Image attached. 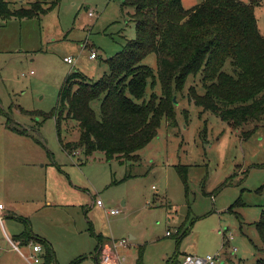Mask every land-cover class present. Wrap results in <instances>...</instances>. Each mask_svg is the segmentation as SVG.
<instances>
[{"label":"rangeland","instance_id":"rangeland-1","mask_svg":"<svg viewBox=\"0 0 264 264\" xmlns=\"http://www.w3.org/2000/svg\"><path fill=\"white\" fill-rule=\"evenodd\" d=\"M6 1L13 9L33 0ZM241 1H254L264 34V0ZM132 12L122 0H60L44 14L0 19V264H26L8 241L17 245L25 218L51 244V264H102L115 253L135 264L139 247L142 264H170L185 253L221 251L230 264L262 256L254 223L264 207V119L236 127L188 100L191 86L203 93L200 73L172 96L175 123L163 118L157 136L129 158L62 147L80 131L73 121L56 123L61 86L73 71L91 80L107 72V58L135 37ZM143 62L157 69L155 54ZM93 233L105 236L97 261Z\"/></svg>","mask_w":264,"mask_h":264},{"label":"trees","instance_id":"trees-1","mask_svg":"<svg viewBox=\"0 0 264 264\" xmlns=\"http://www.w3.org/2000/svg\"><path fill=\"white\" fill-rule=\"evenodd\" d=\"M59 1L33 0L12 9L0 0V19L44 14ZM122 6L133 8L135 37L107 58L108 70L97 80L73 71L61 86L56 123L73 121L80 131L77 142L62 144L64 150L101 151L108 161L129 158L157 136L163 118L175 123L172 96L197 73L203 93L194 86L187 92L195 105L236 127L264 119V34L254 1L202 0L186 9L182 0H122ZM151 53L156 70L143 62ZM157 84L160 94L154 89ZM23 221L24 231L12 240L17 245L40 243L45 249L42 264H51V244L32 233L26 218ZM254 225L262 252L255 264H264V207ZM93 236L97 251L103 236ZM138 250L136 264H142L143 249Z\"/></svg>","mask_w":264,"mask_h":264},{"label":"built area","instance_id":"built-area-1","mask_svg":"<svg viewBox=\"0 0 264 264\" xmlns=\"http://www.w3.org/2000/svg\"><path fill=\"white\" fill-rule=\"evenodd\" d=\"M92 13L89 12V15ZM89 58L94 59L96 58V52L94 50H91L89 53ZM67 63H72L73 59L71 57H64L63 59ZM73 152H78L74 150ZM97 205L102 206L103 203L100 200H96L95 202ZM3 208V205L0 203V209ZM119 211L117 209H110L109 213L110 214H116ZM0 220H1V214H0ZM166 235H171V232L167 231ZM8 241L13 246V249L18 251L23 258L26 261V264H42L43 262V249L42 246L39 243L30 241L27 244V247L29 249V252L27 254H24L23 252L20 251L19 247L15 245L10 238H8ZM115 245H125V239L120 240L117 244ZM236 251V248L231 249L230 253L232 254L233 252ZM226 254L225 252L218 251L215 254H206L204 256L196 255V254H185L182 259L177 262L176 264H225L226 261ZM102 264H121L120 259L116 255H108L106 254L104 257H102Z\"/></svg>","mask_w":264,"mask_h":264},{"label":"crops","instance_id":"crops-1","mask_svg":"<svg viewBox=\"0 0 264 264\" xmlns=\"http://www.w3.org/2000/svg\"><path fill=\"white\" fill-rule=\"evenodd\" d=\"M193 7V6H192ZM191 8V7H190ZM186 9H189V8H186ZM92 49V48H91ZM94 50V49H93ZM95 51V50H94ZM96 52V51H95ZM96 56H97V53H96ZM65 57H69V56H65ZM64 59V58H63ZM91 59V58H90ZM10 129H12V128H10ZM12 130H14V129H12ZM15 131V130H14ZM15 132H17V131H15ZM19 133V132H18ZM97 205V204H96ZM3 209H5V206L3 207ZM103 236V235H102ZM40 237V236H39ZM105 236H103V238H104ZM41 238H43V237H41ZM131 238H133V236H131ZM43 239H45V238H43ZM46 240V239H45ZM47 241V240H46ZM40 244V243H39ZM41 245V244H40ZM18 246V245H17ZM42 246V249H43V253H44V247H43V245H41ZM116 246V245H115ZM140 249H143L142 247H139ZM138 248V249H139ZM139 251V250H138ZM185 254H189V253H185ZM185 254H183L179 259H175V257H174V260L173 261H170V264H176L177 262H179L181 259H182V257L185 255ZM139 256V255H138ZM95 259H96V261H97V258H96V251H95ZM138 259V257L136 258V260ZM135 264H136V262H135ZM167 264H169L168 263V261H167ZM225 264H230L229 263V260H228V258H226V261H225Z\"/></svg>","mask_w":264,"mask_h":264},{"label":"water","instance_id":"water-1","mask_svg":"<svg viewBox=\"0 0 264 264\" xmlns=\"http://www.w3.org/2000/svg\"><path fill=\"white\" fill-rule=\"evenodd\" d=\"M175 100V98H173Z\"/></svg>","mask_w":264,"mask_h":264}]
</instances>
